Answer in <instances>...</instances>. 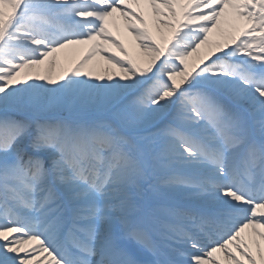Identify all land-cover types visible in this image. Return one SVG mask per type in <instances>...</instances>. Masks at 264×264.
<instances>
[{
	"label": "snow or ice",
	"instance_id": "snow-or-ice-1",
	"mask_svg": "<svg viewBox=\"0 0 264 264\" xmlns=\"http://www.w3.org/2000/svg\"><path fill=\"white\" fill-rule=\"evenodd\" d=\"M0 264H264V0H0Z\"/></svg>",
	"mask_w": 264,
	"mask_h": 264
},
{
	"label": "bare ground",
	"instance_id": "bare-ground-1",
	"mask_svg": "<svg viewBox=\"0 0 264 264\" xmlns=\"http://www.w3.org/2000/svg\"><path fill=\"white\" fill-rule=\"evenodd\" d=\"M145 11H147V10L145 9ZM121 31L123 32V28H122V27H121ZM124 37H125V43H126V46H129V44H130V40H131V37L128 36L127 33H124ZM67 66H69V65H68L67 62H65V67H67ZM56 71L58 72V71H59V68H57Z\"/></svg>",
	"mask_w": 264,
	"mask_h": 264
}]
</instances>
